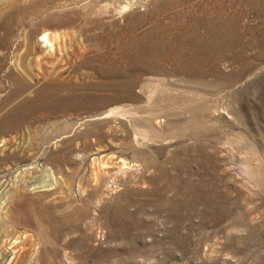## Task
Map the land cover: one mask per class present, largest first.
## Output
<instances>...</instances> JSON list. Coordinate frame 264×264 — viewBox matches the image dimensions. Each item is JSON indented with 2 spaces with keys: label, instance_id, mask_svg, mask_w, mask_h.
<instances>
[{
  "label": "rangeland",
  "instance_id": "rangeland-1",
  "mask_svg": "<svg viewBox=\"0 0 264 264\" xmlns=\"http://www.w3.org/2000/svg\"><path fill=\"white\" fill-rule=\"evenodd\" d=\"M0 264H264V0H0Z\"/></svg>",
  "mask_w": 264,
  "mask_h": 264
},
{
  "label": "bare ground",
  "instance_id": "bare-ground-1",
  "mask_svg": "<svg viewBox=\"0 0 264 264\" xmlns=\"http://www.w3.org/2000/svg\"><path fill=\"white\" fill-rule=\"evenodd\" d=\"M54 35V34H53ZM42 41H49V39H52V35L49 34V33H45L42 37ZM54 38V37H53ZM56 39V38H55ZM46 45L49 46L50 48L52 47L51 46V43L50 42H46ZM49 49V48H48Z\"/></svg>",
  "mask_w": 264,
  "mask_h": 264
}]
</instances>
